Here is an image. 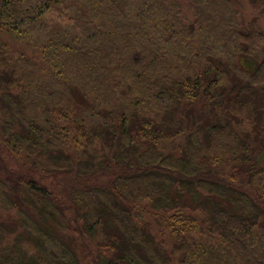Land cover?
<instances>
[{
	"label": "trees",
	"instance_id": "16d2710c",
	"mask_svg": "<svg viewBox=\"0 0 264 264\" xmlns=\"http://www.w3.org/2000/svg\"><path fill=\"white\" fill-rule=\"evenodd\" d=\"M66 1L0 0V137L25 164L0 175V264H264V31L235 0H85L70 37L47 21Z\"/></svg>",
	"mask_w": 264,
	"mask_h": 264
},
{
	"label": "rangeland",
	"instance_id": "374dc122",
	"mask_svg": "<svg viewBox=\"0 0 264 264\" xmlns=\"http://www.w3.org/2000/svg\"><path fill=\"white\" fill-rule=\"evenodd\" d=\"M39 0H35L36 3L34 4H39V2H37ZM81 1V2H80ZM235 9L238 10L241 18L248 24V23H252L255 24L256 26L260 27L263 31H264V6H259V5H255L250 2V0H235ZM85 0H68L65 3L61 4L59 6V11H52L50 13L49 19L47 20L48 23L50 24H55L57 26H59L58 28H63L65 31L69 32L70 37L74 36L76 34V31H72L73 29V25L71 24V18L74 17V12H84V11H80V9H82L83 4ZM184 2V1H182ZM240 21V20H239ZM63 32V31H62ZM66 35V34H63ZM11 48H13V51L15 52V54L20 57V56H25L28 57L29 59H33L35 61H38L40 63V65L43 67L44 70L47 71H52L55 68L59 67L60 61L58 63H51L48 61V53H44L42 54V49L38 48L36 46L35 43L31 42L29 39H21L20 38H16L15 36L11 35V36H6L4 39ZM135 55H133L132 57H136L137 54H139V52L134 53ZM46 57V58H45ZM238 63V62H237ZM239 65V63L237 64ZM79 93H73L71 95L72 99H79ZM101 95H96V97H93L95 99H98ZM70 99V97H68ZM59 102H60V107H67V105L69 104V102L67 101L68 99H61L59 98ZM117 107V106H116ZM173 147V145H172ZM175 148V147H173ZM172 149V148H171ZM170 152V150H169ZM203 153H201L202 155ZM24 160V156L22 154H18L14 151H11L10 148L7 147V145L4 143V141L2 140V138L0 137V175L6 174L7 172L11 173V172H17L20 173L21 172V168L22 166H24L25 164L23 163ZM26 169H28V166L26 167ZM229 173H227L225 171V175L226 177L233 183L236 185V187H241V189H248L251 190V188H253L252 184L255 186L254 189V193L257 189V191H260L261 194H264V183L262 184V182L260 181L259 178H256L255 181H253L251 183V188H250V180L252 178L249 177L247 174H236L235 171L233 172L234 169H230L229 168ZM232 173H235L236 176L235 177H231ZM62 183L60 182L61 179L58 181L53 182L52 179H49V183L51 184V182H53V186H56V189L58 192H61L62 189L68 188L67 186V182L69 179L64 180L62 178ZM58 183V184H57ZM64 194V193H63ZM66 196V195H65ZM264 196V195H262ZM147 202L143 203L144 207ZM1 213L5 212V211H1ZM4 214H8L7 212H5ZM12 214H14V212H12ZM143 216H145V218L152 224V228L153 231L155 233V235H157L159 238L162 237L165 241H169L170 240V235L166 230H161L158 226V224L156 225L155 222L157 221H161L163 222V217H165V219L167 217H169L172 212L170 213H165L164 215L161 212H154V211H146V213H141ZM197 216V215H196ZM9 239L4 240V245H8Z\"/></svg>",
	"mask_w": 264,
	"mask_h": 264
}]
</instances>
